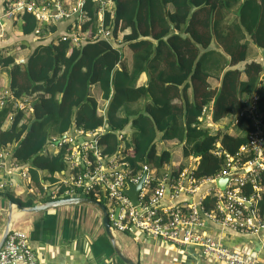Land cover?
Returning <instances> with one entry per match:
<instances>
[{
	"label": "trees",
	"instance_id": "trees-1",
	"mask_svg": "<svg viewBox=\"0 0 264 264\" xmlns=\"http://www.w3.org/2000/svg\"><path fill=\"white\" fill-rule=\"evenodd\" d=\"M108 2L110 11L103 25L115 39L123 33V44L89 39L76 47L61 38L49 44L42 39L24 64L17 63L12 52L0 55V71H9L12 91L11 98L0 99V154L8 152L5 150L9 144H16L12 157L28 168L43 194V183L55 184L67 171L69 146L62 145L55 153L50 149L54 139H61L73 129L91 133L106 128L98 136L103 158L120 156L119 163L128 164L126 170L132 177L144 166L155 170L158 179L168 175L178 181L187 169L197 181L217 176L225 163V157L216 155L218 146L235 154L249 142L254 130L251 119L241 117L233 126L232 121L254 96L258 97V114L264 122V57L249 60L251 45L264 53V0ZM99 11L96 2L85 1L83 30L91 31L93 36L102 24ZM232 15L236 16L233 21ZM20 18L15 29L21 32L25 44L26 38L35 35L38 20L28 12ZM46 32L54 35L58 28L50 26ZM217 45L224 54L210 52ZM124 47L133 54L131 69L123 61ZM217 57L218 62L227 65L218 90L211 88L205 71L206 64L212 65ZM144 73L148 85L138 87ZM241 74L245 80H241ZM94 86L99 87L102 100L108 103L106 116L99 113V103L92 95ZM190 88L192 101L187 96ZM141 100L147 102L142 111H127L120 116L122 109ZM176 100L184 102L179 105ZM23 102L31 109H20L18 104ZM205 110L211 112L214 122L225 120L230 124L225 123L222 130L204 128L200 119ZM11 117L12 127L4 131ZM173 140L179 141L182 149V163L178 161L176 167L171 151L157 150V143ZM156 185L154 181L151 190ZM65 190L64 186L61 193ZM0 195L24 207L34 206L30 198L22 201L11 192ZM91 198L109 208L104 193L92 194ZM215 203L212 197L203 201L208 210ZM260 211L264 213V195Z\"/></svg>",
	"mask_w": 264,
	"mask_h": 264
},
{
	"label": "built area",
	"instance_id": "built-area-1",
	"mask_svg": "<svg viewBox=\"0 0 264 264\" xmlns=\"http://www.w3.org/2000/svg\"><path fill=\"white\" fill-rule=\"evenodd\" d=\"M85 1L45 0L38 3L28 0L18 2L3 0L0 36L4 23L16 25L22 13L28 12L38 20L35 32L37 38L44 34L51 35L46 32L48 25L57 26L58 22L71 21L70 31L59 37L61 41H71L72 46L76 47L89 39L112 42L111 31L103 25L105 14L110 11V3L108 0H93L100 6L99 16L102 22L93 36L91 31L83 30V20L86 16L82 11ZM262 86L264 88V75ZM5 98L4 95L0 96V99ZM257 103L258 97L254 96L232 121L233 126L241 117L248 116L254 130L249 135V142L235 154L225 152L221 144L218 146L216 155L225 157V163L223 170L215 177L197 181L192 178L190 169H187L178 181H173L168 175L158 179L156 171L148 166H144L142 172L132 177L126 170L128 164L119 163L120 156L103 158L98 136L105 133L104 128L91 133L77 130L78 133L72 136L66 133L61 139H54L55 146L56 144L58 147L69 146L70 154L66 157L67 171L64 176H58L59 182L43 183L42 195L51 200H58L71 197L91 198L92 194L99 196L100 193H104L109 203L107 210L111 226L116 234L129 236L143 234L177 247L195 248L207 260L218 264H264V260L257 254L227 248L220 240L205 231L206 221L246 238H259L264 231V213L260 211V202L264 195V122L262 116L258 114ZM18 107L31 109V106L24 102L19 103ZM209 115L208 110H205L203 117L209 118ZM10 119L12 120V117ZM206 127L220 129L212 120V115ZM191 162L190 165L194 169V159L191 158ZM0 172L15 174L25 180L29 178L28 168L22 166L8 152L0 154ZM145 174L146 178L139 195L140 205L136 207L125 192L129 183L138 184ZM223 178L228 179L224 190L216 185V182ZM154 181L157 185L151 190ZM168 185L171 193L167 200ZM64 186L66 190L61 193ZM13 187L11 180L0 176V192H9ZM32 187L34 188L33 184ZM248 188L250 192L245 190ZM202 189H205V193L196 201L195 198ZM34 190L37 191L38 188ZM182 195L190 198V202L175 204L174 202ZM207 197H212L216 202L214 208L210 210L203 205ZM118 209V218L115 219ZM0 264H38L36 253L24 232L11 231L0 250Z\"/></svg>",
	"mask_w": 264,
	"mask_h": 264
},
{
	"label": "crops",
	"instance_id": "crops-1",
	"mask_svg": "<svg viewBox=\"0 0 264 264\" xmlns=\"http://www.w3.org/2000/svg\"><path fill=\"white\" fill-rule=\"evenodd\" d=\"M2 10L3 0H0V12H2ZM235 18L236 16L232 15L231 21ZM71 25V21L58 22L56 26L58 32H56V34L51 35L49 38L47 34H44L40 38L33 35L26 38L27 42L23 44L25 38L20 31L15 29V24L10 22L4 23V27L1 29L2 35L0 36V55L5 52H12L16 57L17 63L24 64L34 50L40 45L39 40L46 39L45 42H47V44L54 40L58 41L61 35L69 33ZM48 26L50 27L51 25ZM117 37L118 39L113 37L112 42L114 44H123V33L119 32ZM21 46L24 47L20 48ZM214 48L210 52L214 51L224 54L223 49H221L219 45L214 46ZM123 54L125 56L123 60L124 63L131 69L133 61L131 50L128 47H124ZM263 57L264 53L256 46L251 45L249 60H261ZM226 68L227 65L218 62V57L212 65L206 64L205 71L210 76L208 82L212 89L218 90L220 88ZM245 79V75L241 74V80ZM148 81V75L144 73L140 76L137 86H147ZM92 92H94L92 95L99 103V113L102 116H106L108 103L102 100V93L99 87L94 86ZM3 95L6 98H11L12 95L10 89V75L7 70L0 72V96L2 97ZM187 96L190 101L194 99L191 88L188 90ZM183 102L182 100H176V103L179 105ZM146 103V100H141L131 105V108H124L121 110L120 116L124 117L127 111L139 113L144 109ZM210 111H213V106L210 107ZM211 112L208 113L210 114L209 118L205 116L201 119L204 127L210 123ZM31 114L32 111L26 115V118H29ZM12 122L13 121L9 119L4 125L3 130L8 131L11 129ZM229 122L230 121L221 120L215 123L222 130L226 128V124ZM105 129L106 128H104L103 131ZM77 130L78 129H73L66 135L72 136L77 134ZM160 144H167L168 146L174 147L179 146L180 142L177 140L161 141ZM15 147L16 144H9L5 151L12 154ZM50 149L56 153L58 150L57 144L56 146L52 145ZM175 154L177 156V161L173 166L176 167L179 162L182 163V158L179 155L180 152H174V155ZM0 176L6 180L12 181L14 187L9 192L16 196V198L22 201H26L30 198L34 201V206L47 202L43 201L46 197L40 193L39 189L37 191L34 190L37 186L33 183L30 173H28L29 178L26 180L15 174L8 175L7 172H0ZM29 179L31 182H29ZM204 193L205 189H202L198 195ZM184 200L190 202L191 199H188L187 196H182L181 202ZM10 202L11 201L5 198V196L0 195V238L10 211ZM13 230L24 232L27 235L29 244L36 253L38 264H124L116 255L113 245L103 229L101 213L91 206L62 207L33 214L14 210ZM205 231L207 234L220 240L222 245L227 248L254 253L257 254L260 259L264 260V231L259 238H246L236 233L225 231L211 221H206ZM116 235L119 248L127 257L137 264H218L207 260L202 253L195 248L177 247L149 238L143 234L129 236L117 233Z\"/></svg>",
	"mask_w": 264,
	"mask_h": 264
},
{
	"label": "water",
	"instance_id": "water-1",
	"mask_svg": "<svg viewBox=\"0 0 264 264\" xmlns=\"http://www.w3.org/2000/svg\"><path fill=\"white\" fill-rule=\"evenodd\" d=\"M57 146H58V144H57ZM145 178H146V174L143 176V178L141 179V181L138 184L133 185V184L129 183L128 184V190H126V192H125L126 195L132 201V203L134 204V206H136V207H138L140 205L139 195H140V192L142 190V186H143ZM227 183H228V179L223 178V179H219L216 182V185L218 188L224 190ZM170 193H171V191H170V188L168 185L167 192H166L167 200L170 196ZM182 196H184V195H182ZM198 196L200 197L201 195H198ZM199 197H196L195 200L197 201ZM182 202H185V200ZM182 202H181V198H180L179 200H177L174 203L180 204ZM71 206H91V207H94L97 210H99V212L102 215L103 229H104L107 237L111 241L116 255L120 258V260L124 264H137L132 259L127 257L124 254V252L119 248L118 243H117V235L112 229L110 217H109V212H108L106 206L103 205L102 203L90 198V197L61 198L58 200L47 201V202H44L42 204L35 205L32 207H24L20 203L11 201L10 202V211H9L8 216L6 218V225H5L4 231L2 233V236L0 238V250L3 247L4 243L6 242V239L10 235L11 231L13 230V211L14 210H18L19 212H23V213H27V214H33V213H41V212H45V211L52 210V209H58V208H62V207H71ZM118 213H119V209L115 213V219L118 218Z\"/></svg>",
	"mask_w": 264,
	"mask_h": 264
},
{
	"label": "rangeland",
	"instance_id": "rangeland-1",
	"mask_svg": "<svg viewBox=\"0 0 264 264\" xmlns=\"http://www.w3.org/2000/svg\"><path fill=\"white\" fill-rule=\"evenodd\" d=\"M125 57V56H124ZM126 62V61H125ZM93 94H94V92H92ZM161 142H159V143H157V150H158V152L160 153V152H162L163 150H169V151H171L172 152V154H173V161L174 162H176L177 161V159H176V154L174 155V152H180V157H181V151H182V149H181V145H179V146H174V147H171V146H168L167 144L166 145H164V144H160Z\"/></svg>",
	"mask_w": 264,
	"mask_h": 264
}]
</instances>
